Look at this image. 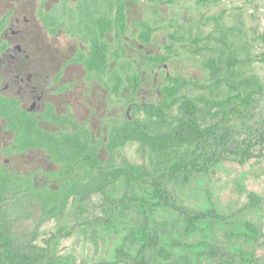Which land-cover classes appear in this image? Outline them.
I'll use <instances>...</instances> for the list:
<instances>
[{
	"label": "flooded vegetation",
	"instance_id": "flooded-vegetation-1",
	"mask_svg": "<svg viewBox=\"0 0 264 264\" xmlns=\"http://www.w3.org/2000/svg\"><path fill=\"white\" fill-rule=\"evenodd\" d=\"M161 12L180 25L158 0H0V186L65 195L89 173L127 163L117 155L139 142H127L126 129L140 130L147 108L234 74L240 64L216 60L214 78L215 59L180 56L184 38L157 33Z\"/></svg>",
	"mask_w": 264,
	"mask_h": 264
},
{
	"label": "rangeland",
	"instance_id": "rangeland-1",
	"mask_svg": "<svg viewBox=\"0 0 264 264\" xmlns=\"http://www.w3.org/2000/svg\"><path fill=\"white\" fill-rule=\"evenodd\" d=\"M158 3L169 14L176 12L180 25L175 27L161 12L157 33L167 29L184 38L175 46L180 56L200 61L208 56L225 65L235 53L241 62L235 76L224 72V80L189 88L190 99L230 103L232 95L240 94L241 99L224 107L197 102L199 119L208 126L222 120L224 109L237 108L243 116L232 117L227 126L254 158L226 157L209 173L164 181L169 205L162 202L161 207L153 187L140 182L119 180L104 193L73 196L62 211L46 210L41 196L10 184L0 192V231L25 235L60 264L130 262L141 252L154 264H264V0ZM189 22L194 24L192 36ZM229 83L239 91L232 93ZM179 107L168 115L179 116ZM122 158L151 168L150 149L141 143L127 144L116 160ZM95 175L89 173L91 179ZM252 198L257 199L253 204ZM185 212L199 219L192 221Z\"/></svg>",
	"mask_w": 264,
	"mask_h": 264
},
{
	"label": "trees",
	"instance_id": "trees-1",
	"mask_svg": "<svg viewBox=\"0 0 264 264\" xmlns=\"http://www.w3.org/2000/svg\"><path fill=\"white\" fill-rule=\"evenodd\" d=\"M210 1L220 2L221 0H200L201 3ZM240 63L232 55L227 59L229 68ZM210 66L213 69V76L216 78L222 69L216 60H211ZM229 86L233 92L239 91V87L234 83H229ZM167 92L170 97H175L179 93V87L167 89ZM235 99H241L240 94L232 95L230 103L213 102L206 98L193 100L188 97H181L173 102L167 101L159 107L147 108L146 112L150 116V120L141 123L140 130L133 125L127 127L126 141L139 142L150 149L151 168L125 163L121 166L101 169L100 174H94L95 177L86 183L72 186L65 195H43L33 188H29V193L41 196L46 210L51 207H58V210L62 211L73 196H89L94 192L104 193L113 183L126 180L130 184L140 182L151 185L156 206L169 205L168 195L163 190L164 181L179 176L188 180L194 174L209 173L226 157L241 156L245 160L254 158L250 148L243 150L244 142L234 139L233 127L227 126L232 117L243 116L237 108L224 109L222 120L208 126H203L199 119L200 108L197 102L205 103L209 108H217L230 105ZM178 103H180L179 116L170 117L167 111ZM244 104L248 105V101H245ZM83 153H86L85 160L89 161L93 167L100 165L96 157L90 155L89 150L85 148ZM5 185L0 186V192L8 187ZM15 186L19 185L15 183ZM255 201L257 199L252 198L251 204ZM185 214L192 218V221L199 219V217H192L189 212H185ZM248 263L251 264L252 261ZM0 264L60 263L50 258L40 246L32 241L28 242L25 235L4 230L0 231ZM102 264L154 263L151 258H147L144 252H141L140 258L130 262Z\"/></svg>",
	"mask_w": 264,
	"mask_h": 264
}]
</instances>
